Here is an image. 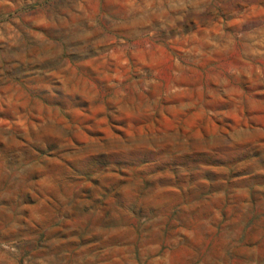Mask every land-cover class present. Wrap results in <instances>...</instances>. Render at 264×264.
Masks as SVG:
<instances>
[{
	"label": "rangeland",
	"instance_id": "rangeland-1",
	"mask_svg": "<svg viewBox=\"0 0 264 264\" xmlns=\"http://www.w3.org/2000/svg\"><path fill=\"white\" fill-rule=\"evenodd\" d=\"M0 264H264V0H0Z\"/></svg>",
	"mask_w": 264,
	"mask_h": 264
}]
</instances>
